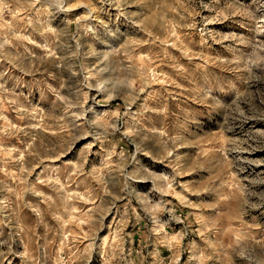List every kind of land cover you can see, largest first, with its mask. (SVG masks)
<instances>
[{"label": "rangeland", "instance_id": "374dc122", "mask_svg": "<svg viewBox=\"0 0 264 264\" xmlns=\"http://www.w3.org/2000/svg\"><path fill=\"white\" fill-rule=\"evenodd\" d=\"M0 264H264V0H0Z\"/></svg>", "mask_w": 264, "mask_h": 264}]
</instances>
